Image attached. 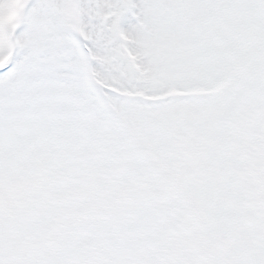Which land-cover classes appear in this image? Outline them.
Here are the masks:
<instances>
[{"label":"rangeland","instance_id":"rangeland-1","mask_svg":"<svg viewBox=\"0 0 264 264\" xmlns=\"http://www.w3.org/2000/svg\"><path fill=\"white\" fill-rule=\"evenodd\" d=\"M9 24L0 264H264V0H22ZM72 36L134 68L104 80ZM81 88L173 102L124 116L100 98L107 122L78 113ZM51 122L83 147L49 148ZM214 232L244 259L213 256Z\"/></svg>","mask_w":264,"mask_h":264},{"label":"bare ground","instance_id":"bare-ground-1","mask_svg":"<svg viewBox=\"0 0 264 264\" xmlns=\"http://www.w3.org/2000/svg\"><path fill=\"white\" fill-rule=\"evenodd\" d=\"M95 25V24H93ZM106 30L103 31V34H106ZM15 38V35H14ZM116 43V44H115ZM117 45V46H116ZM6 45L4 43V49ZM120 47V48H119ZM92 52H91V58L94 60L95 59V54H96V60L98 59V65H99V72L103 74L102 78L104 80H108V76H106V72H115L119 74L120 72H128L129 69H133L135 65V61L132 59L130 55H128L127 52H124V50H121V46L118 42L114 41L111 44H106L104 46L103 44V37H100V43L98 39L96 40V43L92 44ZM72 54L76 55L77 52L76 50L72 49ZM94 53V57H93ZM15 55V48H13V52L10 57V62L13 59ZM95 62L93 61V64L95 65ZM11 74V72H7L6 74L0 76L1 79L5 78L6 75ZM134 77V76H133ZM101 81V80H99ZM128 84L127 88H135L139 92L147 90L145 88V83L143 84L142 81L136 82V79L133 80ZM115 90L117 91L118 87H126L124 86L125 84L120 83V82H115ZM6 88L9 87L10 85L5 84ZM154 90V89H150ZM102 93V94H101ZM75 94L78 95V92L75 91ZM83 97H82V95ZM80 95V100H78L77 103L79 106L78 113H85L88 118H97L98 120H103V121H109L107 112L101 108L99 105V98L102 95L107 101H108V107L110 108L111 106L116 108L118 112L122 113L124 116H134L137 112L138 109H146V110H151V111H160L163 109V107L167 106L173 101H170L171 98H169V101H164L162 103H155V104H147L145 102H140L136 100H131V99H121L115 95H109L105 94L101 91H96V92H88L84 90L83 88L80 89L79 92ZM136 95V94H135ZM48 99L50 98L49 93L47 94ZM84 98V99H83ZM21 119V118H18ZM2 127H4V123L1 122ZM48 147L49 148H54V149H59L61 147H70V148H75V149H81L83 147V144L79 142L80 136L77 135L75 139L77 140L74 142L73 140L70 141V139L66 138L65 135H63L57 126L51 122L49 128H48ZM63 145V146H62Z\"/></svg>","mask_w":264,"mask_h":264},{"label":"flooded vegetation","instance_id":"flooded-vegetation-1","mask_svg":"<svg viewBox=\"0 0 264 264\" xmlns=\"http://www.w3.org/2000/svg\"><path fill=\"white\" fill-rule=\"evenodd\" d=\"M212 237L210 241H208V247L216 253L219 259H222L225 255H227L230 249L227 246L226 242H224L220 236L217 239H213Z\"/></svg>","mask_w":264,"mask_h":264}]
</instances>
